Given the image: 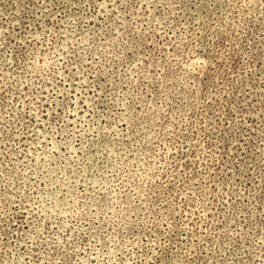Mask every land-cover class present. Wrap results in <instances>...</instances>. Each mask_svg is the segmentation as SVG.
<instances>
[{
	"label": "rangeland",
	"instance_id": "1",
	"mask_svg": "<svg viewBox=\"0 0 264 264\" xmlns=\"http://www.w3.org/2000/svg\"><path fill=\"white\" fill-rule=\"evenodd\" d=\"M0 264H264V0H0Z\"/></svg>",
	"mask_w": 264,
	"mask_h": 264
}]
</instances>
